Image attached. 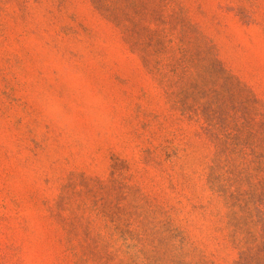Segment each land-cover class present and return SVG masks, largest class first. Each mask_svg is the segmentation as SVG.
I'll return each mask as SVG.
<instances>
[{
  "label": "rangeland",
  "instance_id": "1",
  "mask_svg": "<svg viewBox=\"0 0 264 264\" xmlns=\"http://www.w3.org/2000/svg\"><path fill=\"white\" fill-rule=\"evenodd\" d=\"M0 264H264V0H0Z\"/></svg>",
  "mask_w": 264,
  "mask_h": 264
}]
</instances>
